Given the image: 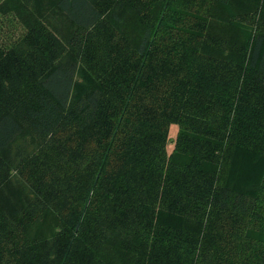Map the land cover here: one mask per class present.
<instances>
[{
    "label": "trees",
    "instance_id": "trees-1",
    "mask_svg": "<svg viewBox=\"0 0 264 264\" xmlns=\"http://www.w3.org/2000/svg\"><path fill=\"white\" fill-rule=\"evenodd\" d=\"M0 264H264V0H0Z\"/></svg>",
    "mask_w": 264,
    "mask_h": 264
},
{
    "label": "rangeland",
    "instance_id": "rangeland-1",
    "mask_svg": "<svg viewBox=\"0 0 264 264\" xmlns=\"http://www.w3.org/2000/svg\"><path fill=\"white\" fill-rule=\"evenodd\" d=\"M178 133V125L173 124L170 128V135H169V142L167 145L168 148V152L171 153L173 148H174V144H175V139ZM25 144H30V141L27 139L25 140Z\"/></svg>",
    "mask_w": 264,
    "mask_h": 264
}]
</instances>
